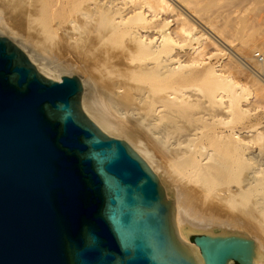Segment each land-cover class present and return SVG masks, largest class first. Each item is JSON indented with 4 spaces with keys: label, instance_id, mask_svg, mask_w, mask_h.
I'll return each mask as SVG.
<instances>
[{
    "label": "water",
    "instance_id": "95a60500",
    "mask_svg": "<svg viewBox=\"0 0 264 264\" xmlns=\"http://www.w3.org/2000/svg\"><path fill=\"white\" fill-rule=\"evenodd\" d=\"M80 91L0 36V264H252L248 236L177 238L169 177L98 129Z\"/></svg>",
    "mask_w": 264,
    "mask_h": 264
},
{
    "label": "bare ground",
    "instance_id": "6f19581e",
    "mask_svg": "<svg viewBox=\"0 0 264 264\" xmlns=\"http://www.w3.org/2000/svg\"><path fill=\"white\" fill-rule=\"evenodd\" d=\"M214 1L63 0L66 13L70 6L73 9L72 5L77 13H73L75 17L72 15V18L69 14L73 10L67 13L62 37L68 45L85 41L90 44L89 48L102 47L94 52L99 51V57L90 50L91 55L86 53L89 60L85 59L104 66L110 88L104 95L91 93L86 96L85 89L91 83L84 79L80 82L78 99L81 112L98 129L114 136L131 125L130 121L144 127L166 153L168 172H174L178 178L184 177L183 180L196 179L200 187L215 193L220 203L241 205L248 218L264 228V145L255 149L236 123L243 111L242 102L247 99V94L231 76V71L238 66L230 58L222 64L211 62L209 59L217 56L211 50L215 42L193 32L190 24L193 17L196 18L225 42L229 34L240 33L243 13L239 6L251 0H219L216 2L220 4L213 8L210 5L216 4ZM200 2L206 3L207 8L204 5L202 8ZM254 2L262 3V0ZM198 4L205 8L203 11L208 9L209 12L204 15L202 9H196ZM260 9H264V4ZM217 22L225 25L220 27ZM116 39L121 47L113 50L110 45L113 47ZM11 41L27 55L37 71L57 75L51 65L37 61L14 39ZM243 46L248 48L247 44ZM251 58L256 60L253 54ZM125 117L130 119L128 123L121 121ZM230 122L233 124L229 125ZM182 124L191 127L184 130ZM224 125H228L227 128ZM131 143L132 148L141 152L150 169L168 176L167 170L158 166L151 149L140 140ZM169 183L177 238L188 242L186 234L192 231L243 235L242 219L235 215L210 209L202 221L191 217L187 204L191 197H196L198 190L189 187L186 196L170 179ZM253 241L256 256L251 262L264 264V246ZM192 254L198 260V250H192Z\"/></svg>",
    "mask_w": 264,
    "mask_h": 264
},
{
    "label": "rangeland",
    "instance_id": "374dc122",
    "mask_svg": "<svg viewBox=\"0 0 264 264\" xmlns=\"http://www.w3.org/2000/svg\"><path fill=\"white\" fill-rule=\"evenodd\" d=\"M216 1L219 0H215L214 2ZM219 2H221V0ZM219 2H216V4L212 3L210 6L215 8L214 5L218 6L220 4ZM200 3L201 7L203 8L204 3ZM244 4H240L239 6L243 13V22L241 24L240 33L237 35L229 34L225 42L220 40L217 36H214V34L207 30V28H205L198 20L197 22L196 18L194 19L193 16L192 22L190 24L192 25L193 32L202 34V37L206 38L207 41L213 40V42H215L213 48L211 47V50L216 52L217 56L213 55L212 58L209 59L211 62L215 61L217 64H222V62L224 63V60L230 58L232 62L238 66L236 69L232 68V74H230L233 80L237 81L238 87L241 89V91L247 94V99L242 102L243 111L236 123L241 128L242 135L245 136L246 139L251 140L253 147L258 149L264 145V138L262 137L264 135V73H262L264 66L252 59L251 56L257 50L264 51V9H260L264 4V0H262V3H257L254 2V0H251ZM205 5L204 7L207 8L206 3ZM72 7L73 9L70 6L67 11L68 13L73 10V12H71L72 14L68 13L71 17L69 15L67 17L72 18V15L75 17L73 13L76 12V8H74L73 5ZM202 8H200L199 5L196 9L201 10ZM203 10H205V8L202 9V11ZM207 11H203L202 13L205 15V12ZM67 13L63 4V0H0V36L11 38V40L14 39L15 42L19 43L23 47L25 52L36 58L37 61H45L51 65V67H53L55 70V74L57 75L63 74V76H76L80 82H82L84 79L89 80L91 84L87 85L84 95L88 96L91 93L100 96L104 95L110 88V84L107 79V73L105 72L106 69L103 68L104 66L97 63V66L95 67V61L92 63V59L91 63L90 61L88 62V57L90 58L89 55H91L89 52L92 51L91 53H93V55L97 54L96 57H99V51H96L97 53L94 54L96 48L92 47V49L90 47V49L88 47L90 44H86L85 41V43L83 41H78V45L73 43L75 45L70 44V46L68 45L69 43H65V40H63V20H65L64 18L66 17ZM218 22L217 25L219 26L220 23ZM223 24L220 25V27H222ZM118 41V39L114 41V43H117L113 44V47L110 45L113 43V41L111 43L108 42V46L110 45L111 49L115 48L116 50V48L118 49L121 47V44H119ZM244 44H247L248 48H243ZM100 48L102 49V47H98L97 49ZM86 53L89 54L88 57ZM93 55L91 57H93ZM86 57L88 60L85 59ZM125 118H121V121L128 123L130 119L128 121L127 117ZM128 124L131 125L126 126L127 128H124V130H119L116 135L110 136L126 137L127 143L140 140L144 146H147L149 150L151 149V152L154 154L155 158L158 159V166L162 170H167L168 172V166L165 167L168 159L165 156L166 153L164 150L161 151L163 148L158 145V143L154 141L153 138H151L148 131H146L144 127L131 121ZM228 124H233V122ZM187 126L191 127L190 125L182 124L181 128L186 130ZM224 126L227 128L228 125ZM221 127L223 128V125ZM183 129H181V131H184ZM261 139L263 140V143ZM162 156L165 158L163 159ZM164 160H166L165 163ZM168 173L167 175L169 179L181 190L182 194H186L187 196L188 191L186 189H189V187H195V189L198 190L199 193H197L196 197H191L190 199L192 200H190L189 205L187 204L191 217L202 221L204 220L205 212L210 209L229 213V215H235L242 219L241 221L243 224L241 223L240 226L245 229V232L243 231L242 233L241 231V233L253 240L260 242L264 246V228L261 227L260 224L259 226L254 221H251L252 219L250 220V218H248L244 212L245 210L243 211L244 208L241 205L239 207L234 206L229 202V205H227V203H220L218 202V199H216V194L200 187L196 179L185 178L183 180L184 177L179 176L178 178V175H174L175 173L171 172L170 170ZM262 173H264V166ZM173 175L178 178L177 183ZM240 181L241 180L238 182ZM239 184L240 183H237L236 185L239 186ZM231 185H235V183H232ZM214 197L215 199H213ZM222 205L224 206L222 207ZM234 209H236V212ZM262 222L264 221L262 220ZM228 264L233 263L231 262Z\"/></svg>",
    "mask_w": 264,
    "mask_h": 264
},
{
    "label": "built area",
    "instance_id": "2783aa9c",
    "mask_svg": "<svg viewBox=\"0 0 264 264\" xmlns=\"http://www.w3.org/2000/svg\"><path fill=\"white\" fill-rule=\"evenodd\" d=\"M253 57L264 66V51L257 50L253 53Z\"/></svg>",
    "mask_w": 264,
    "mask_h": 264
}]
</instances>
